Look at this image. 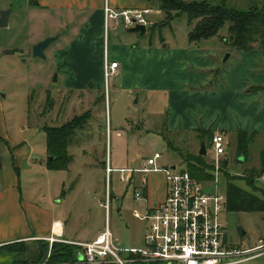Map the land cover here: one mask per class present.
Listing matches in <instances>:
<instances>
[{
  "label": "crops",
  "instance_id": "crops-1",
  "mask_svg": "<svg viewBox=\"0 0 264 264\" xmlns=\"http://www.w3.org/2000/svg\"><path fill=\"white\" fill-rule=\"evenodd\" d=\"M106 6L118 10L156 7L154 2L147 0H0V16L8 9H11L10 17L16 9L18 17L28 15L33 30L40 33L34 44L57 37L45 54L58 64L61 82L68 87L73 83L71 85L75 87H69L70 90L83 91L90 87L101 90L97 83H103ZM159 14L155 16L159 18ZM47 25L49 33L43 32ZM113 28V39L117 38L121 43L108 46L109 56L111 61L119 63L118 74L113 77L120 82V89L132 98L138 93L135 105L159 104L154 119L144 117L155 123V130L148 127L144 119L141 122L131 119L127 124L132 135L149 136L151 142L163 143V147L171 148L181 158L183 155L179 151L183 148L188 151L184 156L200 154L202 146L207 145L205 140L211 143V137L217 133L225 137L227 146H230L231 139L234 140L237 151L239 132L256 134L249 156L241 157L243 163L251 160L253 148L259 141L264 149V92L257 90L264 86V75L257 74L251 80L247 73L244 74L249 69L260 71L261 64L264 67V50L237 52L238 62L234 69L226 72L214 51L201 47L200 44L208 40L200 43L188 39L187 46L171 48L169 44H163L164 40L159 46L147 44L140 33L125 28L122 31V27ZM62 39L64 44L59 45ZM108 126L111 132V123L108 122ZM116 135L123 137L120 132ZM0 139V251L17 252L18 245L23 244L25 259L38 262L42 258V243H48L51 237L69 244L87 243L104 230H99L91 240H78L79 234L68 229L63 210L54 201V191L56 193L62 182L59 179L56 183L52 174L61 171L50 170L43 162L33 160L27 144L17 145L1 133ZM160 153L164 155L159 162L161 166H175L166 161L164 151ZM109 161L112 165V160ZM144 163L140 168L124 166L114 169L140 170ZM26 165L34 172L25 181L29 188L23 186ZM135 174L132 184L143 192L144 210L165 198L163 173H142L138 178ZM27 189L28 196L25 195ZM107 218L106 212V221Z\"/></svg>",
  "mask_w": 264,
  "mask_h": 264
},
{
  "label": "rangeland",
  "instance_id": "rangeland-1",
  "mask_svg": "<svg viewBox=\"0 0 264 264\" xmlns=\"http://www.w3.org/2000/svg\"><path fill=\"white\" fill-rule=\"evenodd\" d=\"M207 1L222 3V0ZM262 1L226 0L227 6L242 10L248 9L253 3ZM154 5L157 7L156 3ZM156 7L152 9L160 12ZM172 16L175 17L174 12ZM31 23V18L26 14L18 17V9H16L9 19V25L0 27V133L14 140L17 145L27 144L32 152L33 160L43 162L48 167L51 157L47 152L46 129L50 128L58 133L64 129L70 130V127L74 128L71 131L74 137L68 149V156L72 162L67 169L52 174V177L56 178V183L59 179L62 182L59 189H56V193L54 191L56 197L54 201L63 210L68 229L79 234L78 240H91L99 230L105 227L106 208L102 204L106 201L107 184L104 173L108 158L112 160L113 168L124 166L140 168L144 160L156 151H164L169 164L177 165L178 169L188 168V165L184 162V158L179 157L171 148L163 147V143L151 142L149 136L132 135L128 127L127 121L131 119L140 120V122L144 117L154 119L159 111L158 103L147 107L143 104L135 105L138 93L132 98L120 89V82L112 76L106 80L104 74L103 83H97L101 85V90L91 87L83 91L70 90L69 87L75 86L71 83L68 87L61 82L58 64L52 60V57L46 55L43 59L33 56V47L36 45L34 42L40 37V33L33 30ZM150 23L147 34L141 37L147 44L159 46L164 40L163 44H169L171 48L188 45L190 26L186 16L170 20L160 12L159 18L154 15ZM49 30L48 25L43 28V32L49 33ZM121 30L123 31V27ZM227 37L228 25L220 30L218 36L202 43L198 41L201 47L214 51L217 61L222 63V70L226 68V72L234 69L235 63L238 62L237 51H233L226 44ZM113 38L115 34L111 31L108 46L121 43V40ZM61 42L63 39L58 42L59 45L64 44ZM232 52L234 53L232 57L223 63L225 57ZM260 67V71L249 69L244 74L247 73L246 76L251 80L257 74L264 75L262 64ZM86 119L87 125L91 124V126L86 125L83 129L77 127ZM108 122L112 125L110 133ZM144 122L155 130L154 122L147 119H144ZM117 132H120L123 137L118 138ZM205 142L207 155L204 156V160L212 167L214 155L209 147L210 141L207 142L206 139ZM262 150L263 145L259 141L253 148L251 160L247 163H239L241 157L238 155L236 142L231 139V144L227 146L226 154L220 164L223 172L215 174L213 168L210 169L209 185L206 183V186L214 189V186L218 185L220 194L227 195V174H230L236 177L233 179H237L235 182L240 188L264 198V180L259 179L257 182L259 192H254L241 178L247 171L259 169ZM187 152L184 148L181 152L179 151L180 155H185ZM223 161H227V166H224ZM32 169L31 166L26 165L23 172V186L26 188L29 186L25 181L34 173L31 172ZM142 175V173H136L135 178ZM63 182L66 184L65 187ZM136 190L139 188L134 184H123L120 181V175L113 174L112 203L108 222L124 248H143L147 233L148 223L134 216V212L143 214L144 211L142 202L135 200ZM25 195H30L29 189L25 191ZM223 217L232 246L246 250L261 245L260 240L264 239V213L226 210ZM20 249L21 246L18 245V252ZM16 253L9 250L0 251V264H14ZM82 256L79 254L76 264H87L82 262ZM254 256L244 264H264V251H259ZM55 264L72 263L62 258Z\"/></svg>",
  "mask_w": 264,
  "mask_h": 264
},
{
  "label": "built area",
  "instance_id": "built-area-1",
  "mask_svg": "<svg viewBox=\"0 0 264 264\" xmlns=\"http://www.w3.org/2000/svg\"><path fill=\"white\" fill-rule=\"evenodd\" d=\"M156 13L160 12L151 8L118 10L110 6L105 7L103 69L106 80L117 75L119 70V63L111 61L109 56L108 38L113 27L132 29L143 25L147 28ZM227 145L222 134L213 135L210 149L214 155L212 170L215 174L223 172L220 164L226 154ZM163 158L162 153L156 152L145 161L140 170H116L108 159L105 169L106 201L102 204L107 214L112 202L111 182L115 173H118L120 181L127 185L133 183V174L137 172L145 175L163 173L166 179V196L160 203L146 207L143 214L134 212L135 218L148 223L143 248H124L120 238L113 233L107 218L104 230L93 241L70 243L81 247L82 262L244 264L254 258L255 253L264 251V240H260L261 245L257 248L242 250L232 246L223 217L227 210V195L220 194L218 185L209 189L206 186L209 181L197 179L187 167L178 169L177 165L161 166L159 162ZM214 180L216 182V178ZM134 196L137 201L144 199L141 189L136 190ZM48 242V257L52 252L53 243H67L54 237L48 239Z\"/></svg>",
  "mask_w": 264,
  "mask_h": 264
},
{
  "label": "trees",
  "instance_id": "trees-1",
  "mask_svg": "<svg viewBox=\"0 0 264 264\" xmlns=\"http://www.w3.org/2000/svg\"><path fill=\"white\" fill-rule=\"evenodd\" d=\"M157 4L160 12L167 18L186 16L190 26L189 39L191 42L208 40L219 35L222 28L228 25V37L225 40L233 51L250 52L252 50H264V0L250 5L246 10L232 8L227 6L226 0L222 3H212L207 0L184 2L182 0H147ZM251 1V0H250ZM173 12L175 17L172 16ZM257 90L264 92V86ZM88 120H83L77 125L83 129ZM70 130L64 129L61 132H55L47 128V152L52 158L48 167L50 170L61 171L67 169L72 162L68 156V149L72 144L74 137ZM213 137V136H212ZM211 137V139H212ZM256 134H249L241 131L238 133V155L246 158L249 156L250 147ZM184 162L187 163L191 174L197 179L204 181L210 179L211 167L204 160V156L186 155ZM224 162V161H223ZM224 166H227L225 161ZM264 177V149L260 156L259 169H251L241 177L248 188L259 192L257 182ZM227 174V211L229 212H262L264 213V198L258 197L255 193L240 188L235 181L237 179ZM262 192V191H261ZM42 258L38 262H28L24 255V245H21L20 252L17 251L14 264H55L60 259H66L67 262L76 264L81 251L80 246L55 242L52 245V252L48 257L50 248L49 242L41 245ZM66 262V261H65Z\"/></svg>",
  "mask_w": 264,
  "mask_h": 264
},
{
  "label": "water",
  "instance_id": "water-1",
  "mask_svg": "<svg viewBox=\"0 0 264 264\" xmlns=\"http://www.w3.org/2000/svg\"><path fill=\"white\" fill-rule=\"evenodd\" d=\"M10 14H11V9H8L6 11L1 12L0 16V27H7L9 25V19H10ZM131 32H136L140 33L142 36H144L147 32L146 26L139 25L135 28L130 29ZM57 40V37H52V38H47L44 41L39 42L33 47V56L36 58H46L45 51L50 47V45ZM231 57V54H228L223 63H226ZM138 102V97L136 99V103ZM200 155L206 156L207 155V150L206 147L203 145L202 149L200 151ZM52 158H50L51 160ZM239 163H243L244 159L240 158Z\"/></svg>",
  "mask_w": 264,
  "mask_h": 264
}]
</instances>
